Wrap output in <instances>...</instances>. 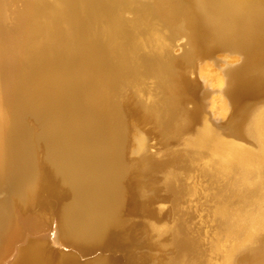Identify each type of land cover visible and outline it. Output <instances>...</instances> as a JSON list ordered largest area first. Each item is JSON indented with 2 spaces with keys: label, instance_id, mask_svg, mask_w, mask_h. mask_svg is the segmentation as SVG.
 I'll list each match as a JSON object with an SVG mask.
<instances>
[{
  "label": "bare ground",
  "instance_id": "obj_1",
  "mask_svg": "<svg viewBox=\"0 0 264 264\" xmlns=\"http://www.w3.org/2000/svg\"><path fill=\"white\" fill-rule=\"evenodd\" d=\"M191 1L189 8L182 0H0V264H105L98 261L106 257L103 248L126 241L122 228L112 232L121 226L129 196L122 184L126 132L117 91L151 75L162 95L141 105L143 112L159 124L179 120L175 126L183 129L194 112L178 105L184 77L176 69L193 50L210 53V42L244 55L227 79L210 65L198 75L217 93L227 82L234 109L228 133L244 135L254 149L222 138L206 122L191 147L216 190L214 214L234 236L235 243L217 249L222 264H264L258 242L264 108L250 113L247 105L264 101V0ZM127 10L132 20L122 17ZM176 17L192 33L190 47L173 57L169 38L154 24ZM226 105L217 95L210 108L225 116ZM136 142L142 152L143 140ZM148 162L157 165L145 155L136 158V170L146 171ZM53 209L50 222L36 213ZM174 233L178 247L193 248Z\"/></svg>",
  "mask_w": 264,
  "mask_h": 264
},
{
  "label": "rangeland",
  "instance_id": "obj_2",
  "mask_svg": "<svg viewBox=\"0 0 264 264\" xmlns=\"http://www.w3.org/2000/svg\"><path fill=\"white\" fill-rule=\"evenodd\" d=\"M141 2L146 5L152 0ZM182 4L191 8L193 3L191 0H182ZM19 5L20 2L14 6ZM121 15L126 20H132L134 17L128 10L123 11ZM156 20L154 24L156 29L162 36L169 38L170 55L181 56L190 47L192 31L180 17ZM208 46L210 53L205 55L202 47L193 50L189 62H184L176 69V73L178 71V75L184 77L183 92L178 105L186 112H194V116L185 121L183 129L175 126L179 124V120L163 118L165 123L159 124L154 117L143 112L141 105H151L162 95L161 91L156 90L151 75L143 76L136 82L137 85L130 84L120 87L117 91L119 98L117 101L120 103L126 132L122 184L128 190L129 196L125 206L120 209L121 226L112 228L113 233L122 228L126 241L119 246L103 248L102 255L107 259L109 257L119 260L120 264H222L223 260L219 257L217 249L235 243L232 238L234 236L226 234L218 216L214 214V206L217 203L211 194L216 190L202 176L200 160L195 161L197 158L191 144L203 122H206L222 138L254 149L244 135L241 138L228 133L230 127L227 126V122L234 109L226 93L227 82L224 87L222 86L224 89H218L217 93V89L211 88L210 79L204 81L198 75L199 67L210 65L213 72L221 73L224 79H227V71L241 65L244 55L228 50L224 45H212L210 42ZM231 60L233 62H226ZM217 95L224 98L227 104L229 113L225 116L210 108ZM247 103L250 105V113L255 108L261 106L264 108V101L256 98L248 100ZM242 128L241 133H244L246 124ZM139 139L145 144L142 152L136 150V141ZM144 155L157 165L145 163L146 171L144 168H137L138 172L134 161ZM190 189L191 192H188ZM53 211L54 209L36 213L41 214L46 222H50ZM175 229L180 232L177 233L178 238L191 241L193 245L191 250L186 251L184 248L182 250L173 242L176 235L172 233L175 234ZM258 237H260L258 242L261 241V245L264 246V230ZM127 255L129 259H126ZM105 258L97 260L112 264Z\"/></svg>",
  "mask_w": 264,
  "mask_h": 264
}]
</instances>
